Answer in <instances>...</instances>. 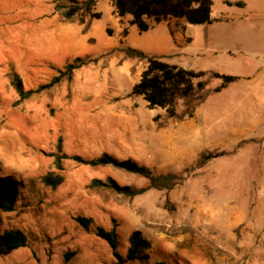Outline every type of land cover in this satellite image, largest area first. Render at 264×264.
<instances>
[{"label":"rangeland","instance_id":"obj_1","mask_svg":"<svg viewBox=\"0 0 264 264\" xmlns=\"http://www.w3.org/2000/svg\"><path fill=\"white\" fill-rule=\"evenodd\" d=\"M43 1L0 0V177L19 187L16 209L0 212L1 229L27 237L26 246L0 255V264H117L95 235L97 226L116 227L123 257L133 230L151 242L143 262L123 264H264V0H229L241 6L213 0L211 23L185 29L183 19L169 17L141 33L111 0H98L100 16L86 33L58 19L64 25L58 37L55 24L40 26L50 10ZM121 46L168 51L162 55L168 62L238 79L210 94L192 117L167 119L164 109L129 95L145 62L124 59ZM78 55L98 60L77 69L70 82L27 98L12 84L17 73L25 90L35 89ZM220 82L214 78L209 86ZM204 150L231 153L172 190L149 189L132 199L87 185L110 176L139 187L145 178L70 158L108 152L160 173H181ZM49 172L61 182H43ZM77 216L92 219L89 229ZM69 252L75 255L68 259Z\"/></svg>","mask_w":264,"mask_h":264},{"label":"trees","instance_id":"obj_2","mask_svg":"<svg viewBox=\"0 0 264 264\" xmlns=\"http://www.w3.org/2000/svg\"><path fill=\"white\" fill-rule=\"evenodd\" d=\"M98 0H52L54 11L63 23H78L82 25V32L90 29L91 19H97L99 12L94 11ZM119 17L129 16L128 24L135 26L138 31L146 32L155 24L168 17L184 18L190 24H206L212 22L211 11L213 0H111ZM228 5H243L241 1H225ZM127 33V29L123 30ZM123 54L124 59H137L145 62V67L140 73L139 79L132 86L129 95L141 96L147 107L162 108L165 110V118L183 120L185 117H192L195 109L202 104L206 98L227 87L231 82L238 79L237 76L224 74L217 71L194 70L183 67L176 63L168 62L163 56L150 54L142 49L121 46L117 49ZM98 57L88 55L75 56L67 61L62 69L58 70L52 79L35 89H24L22 80L17 73L11 74L12 84L19 95L24 98L30 97L49 89L54 85L67 81L70 82L77 69L95 63ZM221 79V82L214 87L209 84L212 79ZM161 115H155L153 120L157 125ZM240 142L237 147H240ZM234 149L232 152H235ZM228 151L200 152L195 162L181 173H160L154 168L139 164L132 158H117L114 155L103 152L97 157L84 158L80 155H73L70 158L80 164L89 165L93 168L110 166L117 170L136 175L147 180L143 186L122 185L113 177L107 176L104 179L92 178L87 185L90 190L101 193L115 194L122 198L132 199L145 193L149 189L172 190L180 186L186 177L193 174V171L205 167L212 159L228 154ZM68 157L66 154L62 158ZM61 158H56V165L62 168ZM62 178L50 172L42 177L46 184H59ZM18 183L12 179L0 177V212H10L16 209L18 200ZM76 221L85 229H89L92 221L89 217L77 216ZM97 237L104 240L111 249L112 255L116 258L117 264L143 262L147 258V251L151 242L145 238L140 230H133L128 237V247L125 256L118 252V232L116 227L105 229L97 226L94 230ZM27 245L26 234L20 229H1L0 219V255L8 254L15 249ZM69 259L75 252L66 254ZM152 264H170L164 261H157Z\"/></svg>","mask_w":264,"mask_h":264},{"label":"crops","instance_id":"obj_3","mask_svg":"<svg viewBox=\"0 0 264 264\" xmlns=\"http://www.w3.org/2000/svg\"><path fill=\"white\" fill-rule=\"evenodd\" d=\"M43 2H47V3H49L50 4V10L48 11V14L46 15V16H49V18H48V20L43 24V25H40V26H44V27H46V28H48V27H50V25H56V31H55V33H56V35H57V37H58V35H59V31L60 30H63L64 29V25H63V23H60L59 21H58V19H59V17H58V14L54 11V8H53V3H52V0H44ZM34 1H32V4H31V2H29L28 4L29 5H34ZM169 18V17H168ZM172 18H174V17H172ZM34 19H36V18H34ZM38 19V18H37ZM179 19H183L184 21H185V19L184 18H179ZM186 21H185V24H184V22H183V25L185 26V29H186ZM36 25L37 24H39V23H37V21H36V23H35ZM158 24H163V21H161V22H159ZM158 24H155L153 27H155L156 25H158ZM60 25V26H59ZM152 27V28H153ZM151 29V28H150ZM170 39H171V36H170ZM171 42H172V40H171ZM180 46H185V45H180ZM144 51V50H143ZM146 52V51H145ZM168 52V51H167ZM166 51L164 52V53H151V54H155V55H159V56H162V55H165L166 53H167ZM147 53H149V52H147Z\"/></svg>","mask_w":264,"mask_h":264}]
</instances>
